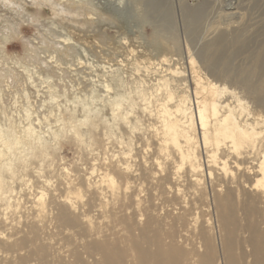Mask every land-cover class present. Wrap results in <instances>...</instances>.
I'll return each instance as SVG.
<instances>
[{
	"label": "bare ground",
	"instance_id": "bare-ground-1",
	"mask_svg": "<svg viewBox=\"0 0 264 264\" xmlns=\"http://www.w3.org/2000/svg\"><path fill=\"white\" fill-rule=\"evenodd\" d=\"M146 1L165 8L172 28L168 0ZM179 8L187 26L204 27L209 16L224 15L230 26L236 21L207 0H179ZM207 29L197 40L219 49L220 75L264 96V59L255 61L264 56V40L257 51L241 52L239 39L226 41ZM154 85L157 98L141 96L143 107L109 104L117 120L121 112L135 113L147 139L121 149L110 163L100 161L90 173L94 181L60 176L63 187L49 191L48 203L41 190L16 191L23 201L0 213V264L30 256L37 258L30 264H219L209 238L214 227L223 229L222 264H264V117L217 77L199 78L194 95L177 92L164 75ZM239 221L246 236L237 258L231 225Z\"/></svg>",
	"mask_w": 264,
	"mask_h": 264
},
{
	"label": "rangeland",
	"instance_id": "rangeland-1",
	"mask_svg": "<svg viewBox=\"0 0 264 264\" xmlns=\"http://www.w3.org/2000/svg\"><path fill=\"white\" fill-rule=\"evenodd\" d=\"M207 1L233 14L234 24L223 15L209 16L204 27L187 26L179 0H168L172 28L165 24V8L146 0H0V171L7 182L0 185V213L23 201L18 189L41 190L48 203L49 191L63 187L60 176L92 182L90 173L100 161L110 163L121 149L145 141L146 125L135 113L121 112L117 120L109 104L133 101L134 109L143 107L141 96L157 98L160 75L177 92L191 95L199 78L217 77L264 117V96L254 97L228 74L222 77L219 49L197 40L207 26L226 41L239 39L241 52L257 51L264 40V0ZM23 178L28 182L21 186ZM43 179L47 186L36 184ZM244 223L231 225L237 258ZM222 230L209 233L219 264ZM35 260L30 256L18 264Z\"/></svg>",
	"mask_w": 264,
	"mask_h": 264
}]
</instances>
